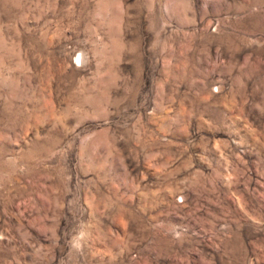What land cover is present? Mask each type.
<instances>
[{
    "label": "rangeland",
    "instance_id": "374dc122",
    "mask_svg": "<svg viewBox=\"0 0 264 264\" xmlns=\"http://www.w3.org/2000/svg\"><path fill=\"white\" fill-rule=\"evenodd\" d=\"M0 264H264V0H0Z\"/></svg>",
    "mask_w": 264,
    "mask_h": 264
}]
</instances>
